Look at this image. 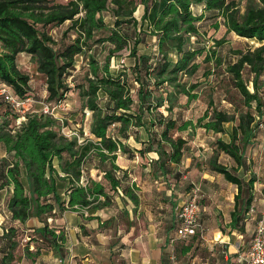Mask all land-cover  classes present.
I'll return each mask as SVG.
<instances>
[{
  "label": "trees",
  "instance_id": "1",
  "mask_svg": "<svg viewBox=\"0 0 264 264\" xmlns=\"http://www.w3.org/2000/svg\"><path fill=\"white\" fill-rule=\"evenodd\" d=\"M141 6L143 13L137 20L135 12ZM106 17L113 20L112 26L105 23ZM66 23L69 25L64 35L73 32L75 38L58 43L49 30ZM103 31L106 35L97 37ZM211 31L222 32L219 39L210 34L215 47L222 46L229 34L256 41L260 46L235 51L237 60L226 67L225 73L242 98V109L235 108L230 113L210 102V108L194 120L188 117V110L198 100L201 81L192 79L197 78L201 62L208 66L215 57V52L206 51L201 41ZM141 33L145 39H155L154 54L137 53ZM130 40L133 65L116 69L113 60L129 47ZM106 44L107 54L101 60L97 52L87 57V73L82 82L73 77L71 89L67 78L76 67L77 57L91 53L96 45ZM173 53L175 59L171 58ZM21 54L29 58L44 79V103L51 107L64 103L68 93L77 91L80 111L91 115L89 132L93 139L78 144L75 137L65 138L60 130L68 120L61 118V123L38 113L28 114L26 121L16 127L19 115L0 99V105L5 106L0 111V191L9 195L6 210L10 214L8 222L0 226V250L8 251L1 258L3 264L12 260V252L19 244V230L13 223L23 225L37 219L43 227L35 232L58 247V242L65 241L64 234H56V227L49 225L65 211L93 213L109 206L111 193L118 190L137 205L136 189L133 185L122 186V180L116 177L121 170L115 161L118 153L130 152L122 140L141 129L148 141L142 142L145 148L137 152L145 164L151 162L146 157L148 153L157 155V160L151 162L156 165L155 180L171 176L182 182L185 171L181 165L190 153L187 170H203L197 157L200 151H191L190 139L196 129L228 137L227 142L215 140L216 153L206 162V171L221 175L236 187L227 228L245 234L257 183L256 175L244 168L245 153L257 137L255 117L259 121L264 110L257 84L264 70V0H0V85L25 101L32 95L29 76L17 66ZM200 57L203 61L198 62ZM245 71L253 75V92L243 78ZM212 74L210 67L202 78L208 81ZM114 125L118 128L111 135L109 130ZM226 125H230L229 130ZM220 154L235 165L228 168L220 163ZM94 157L99 161L101 181L88 175V164ZM240 170L249 172L248 179L238 176ZM189 188L190 185L186 187ZM198 238L189 240L195 245ZM178 246L183 252H189L191 247Z\"/></svg>",
  "mask_w": 264,
  "mask_h": 264
},
{
  "label": "crops",
  "instance_id": "2",
  "mask_svg": "<svg viewBox=\"0 0 264 264\" xmlns=\"http://www.w3.org/2000/svg\"><path fill=\"white\" fill-rule=\"evenodd\" d=\"M150 40L151 43L145 40V54L155 52V39ZM26 58L21 54L17 61ZM127 63V66L133 65V61ZM160 111L163 112L162 109ZM117 128V125L112 126L109 133L113 135ZM145 128L148 127L145 125ZM141 131L122 140L129 146L130 152L118 153L115 161V165L121 170L116 173V177L122 180L123 187L133 185L138 196L137 205L122 197L121 190H118L111 193L109 206L93 213L86 210L65 211L49 225L51 228L56 227V234L60 231L64 234L65 241L58 242V247H53L47 239L42 240L35 232L43 227L37 219H30L23 225L13 223L25 235L21 234L17 249L12 252V260L6 264H241L239 257L247 252L257 221L264 218V200L255 198L254 194L255 204L258 205L254 208V213L248 215L245 234L227 228L236 187L227 183L219 174L197 169L187 170L191 165V153L181 165V169L185 171L181 176L182 182L171 176L155 180L153 169L156 165L151 162L157 160V155L148 153L146 157L151 162L145 164V159L143 161L137 152L145 148V143L142 142L148 141L144 130ZM195 148L192 146L193 153ZM93 161L98 164L96 167L88 164V175L101 181L99 161L95 157ZM122 172L125 173L124 178ZM187 178L198 187L196 190L199 199H202L198 219L204 228V239L198 238L195 241H204L205 245H194L193 240L187 242L174 239L179 227L178 214L185 203L181 200L176 203L177 196ZM152 182L157 186L154 187ZM149 185L153 186L152 190H156L158 195L147 194ZM185 195L187 199L189 195ZM7 214L10 217L8 211ZM9 217L4 215L1 218L4 221L9 220ZM221 230L225 232L222 233ZM177 242L184 247L190 245V251L180 250ZM7 253L8 251L0 250V264H3L1 258Z\"/></svg>",
  "mask_w": 264,
  "mask_h": 264
},
{
  "label": "rangeland",
  "instance_id": "3",
  "mask_svg": "<svg viewBox=\"0 0 264 264\" xmlns=\"http://www.w3.org/2000/svg\"><path fill=\"white\" fill-rule=\"evenodd\" d=\"M63 1V0H62ZM142 6L138 7L136 12H135V17L137 20H140V16L143 13ZM243 10V6H241V11ZM105 23L108 26H112L113 20L109 17L105 18ZM68 23L64 24L61 27L50 29L49 34L51 37L60 43L61 41L63 42H70L75 38V35L73 32H70L66 35H64V32L66 31L68 27ZM132 33V31L130 32ZM222 33V32H221ZM221 33H213L212 31L209 32L208 35H205V37L201 38V41L203 45H205V50L210 51V52H215V57L213 58L212 62L208 64V66L201 61H203V57L197 58L198 62H201L200 65V70L198 71L197 78H193L192 81H198L199 79L201 82L200 88H199V95H198V100L195 104L191 105L188 112L190 111L191 114L188 117H192L194 120L197 117H201L203 113L206 111L207 108H210L209 103L211 102L213 107L217 109H223L225 111H228L230 113L234 112L235 108L242 109V98L240 94L234 89L232 85V81L230 80V77L228 74L225 73L226 67L228 64H231L237 60V56L234 54L235 51H243L245 52L247 49H254L260 46L259 43L256 41H244L242 39L237 38L233 34H229L225 36V42L223 43L222 46L220 47H215L213 44L212 40L213 38L211 35H213L214 38L219 39L222 35ZM211 34V35H210ZM106 35V32H100L97 37H101ZM139 40L141 41L138 47L136 48L137 53L141 54L145 52V40L148 41L147 43H151L150 37L145 39V34H139ZM133 47V41H129V47L125 50H123L121 53L117 54L115 56V60H113L114 65H116V69H122L128 67L129 63L127 61H132L130 56V50ZM107 48L108 44L106 45H96L93 47L91 50L92 52L90 53L87 51L85 53V56L77 57V61L75 64V69L71 73V77L67 78V83L69 84L70 88H74V83H72V78L74 77L77 82H82L83 78L85 77L87 73V57L94 54H98V58L101 60L103 56L107 54ZM153 51H156L155 49ZM172 59H175V54L173 53L171 55ZM217 61L220 63L218 64ZM17 66L18 68L26 73L29 78V91L30 94L32 95L30 102L26 104V109L28 108L29 111H39L41 108V104L44 103V97H46L45 93V85H44V79L41 75L36 73L35 66L34 64L29 60L27 57L26 60L21 59L17 61ZM213 70L212 76L209 77L208 81H205L204 78H202V74L207 71L208 68ZM243 78L246 81L248 90L250 92H253L252 88V78L253 75L249 74L247 71L243 73ZM259 88V97L262 99V102L264 103V70L261 73V76L257 82ZM33 101V102H32ZM1 103V100H0ZM64 107L62 106L61 111L60 110H55V114L58 115L59 118H63L64 121L68 120L67 126L65 127L67 131H70L69 134L74 133L77 134L78 136V141L80 144L84 142L85 139H93L91 138L90 132H89V125L91 121V115L89 113L83 114L80 109H81V103L80 100L77 96V91H73L67 94V98L65 102L63 103ZM30 105V106H29ZM254 105V104H253ZM33 107V108H32ZM5 106L0 105V111H4ZM70 115V116H68ZM69 119H68V118ZM255 122H257L258 129L256 132V140L254 141V144L252 146H249L246 150L245 156V165L244 168L247 169L248 171L253 172L256 175L257 178V183L255 184V198H259L264 200V110H263V115L262 118L258 121L257 118L255 117ZM261 123V126L259 124ZM226 129H230V125H226ZM65 131V133H67ZM221 138L224 141H228V137L226 135H213L211 133H205L203 130L196 129L193 132V135L191 137V147L193 146L195 150H200L197 154L200 161H202V168L203 171H206L207 167V161L209 157L212 156V154L216 153L215 150V140ZM195 145V146H194ZM197 145V146H196ZM199 145H202L200 147ZM200 147V148H197ZM2 153L0 152V155ZM218 161L224 165H226L228 168H231L234 164L233 160L230 159L229 157L225 156L224 154L218 155ZM91 166L96 167L97 166V161L91 162ZM237 174V173H236ZM238 176L241 177L242 179H248L249 172H245L240 170L238 172ZM181 180V179H180ZM152 185L155 187L157 186L155 183L152 182ZM190 185V188L186 190V187ZM153 186L149 185L147 189V194L154 195L157 194L158 192L156 190H152ZM192 188V189H191ZM198 187L193 186V184L190 183V180L187 178L183 182L182 186L180 187V193L177 196V201H187L189 198L188 195L192 192L193 189H197ZM188 196L187 199L184 197L185 195ZM185 195V196H186ZM8 197V194L5 192V190L0 191V226L3 224V222H8L7 219L2 220L1 217H4V215H7L6 211V199ZM185 199H184V198ZM184 200H183V199ZM202 199H199V207L203 205L201 203ZM254 200V206L252 207V212L254 213V208L258 205L255 204ZM264 205V203L262 204ZM262 207V206H259ZM263 211V208H261ZM201 210V208H200ZM259 214V213H258ZM260 215V214H259ZM202 222V221H201ZM49 223V222H48ZM51 223V222H50ZM49 223V224H50ZM21 234L25 235L23 231H19V236L21 237ZM179 242V241H178ZM177 242V243H178ZM204 244V241H199L196 242L195 244L199 246L200 244ZM181 243H178L180 245ZM185 244H188L185 242ZM206 244V243H205ZM204 244V245H205Z\"/></svg>",
  "mask_w": 264,
  "mask_h": 264
},
{
  "label": "built area",
  "instance_id": "4",
  "mask_svg": "<svg viewBox=\"0 0 264 264\" xmlns=\"http://www.w3.org/2000/svg\"><path fill=\"white\" fill-rule=\"evenodd\" d=\"M0 99L19 117L15 121L16 127L20 126L22 122L26 121V116L28 114H43L49 117H52L62 123V119L58 117L54 112L55 110H60L62 106L64 107L63 103H60L55 106H50L46 103L41 104V108L39 111H29L26 109V104L30 102V99L25 101L18 100L14 97L12 92L7 88L5 85H0ZM33 102V101H32ZM66 126H62L60 133L65 138H73L75 137L78 141L77 134L70 133L65 128ZM67 131V133H65ZM78 144L80 142L78 141ZM87 185V181L84 183ZM199 195L198 190L193 189L189 195L187 201L182 205L179 214V227L176 230V237L177 240L180 241H187L194 236H198L199 239H204V228L198 221V213H199ZM50 223L51 220H48ZM239 263L241 264H264V218L258 220L256 224V228L247 249V252L244 255L239 257Z\"/></svg>",
  "mask_w": 264,
  "mask_h": 264
}]
</instances>
